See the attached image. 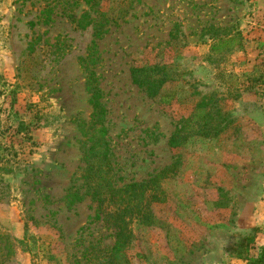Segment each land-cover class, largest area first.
Returning a JSON list of instances; mask_svg holds the SVG:
<instances>
[{
	"label": "rangeland",
	"instance_id": "1",
	"mask_svg": "<svg viewBox=\"0 0 264 264\" xmlns=\"http://www.w3.org/2000/svg\"><path fill=\"white\" fill-rule=\"evenodd\" d=\"M87 11L0 0V242L10 247L0 261L101 264L113 246L89 197L65 199L84 193L88 67L123 183L167 171L162 202L138 200L129 220L128 264H249L264 248V0H103L91 15L100 39L69 19ZM217 38L241 48L213 54ZM153 66L167 82L150 99L130 68ZM203 101L220 111L221 132L171 148Z\"/></svg>",
	"mask_w": 264,
	"mask_h": 264
},
{
	"label": "trees",
	"instance_id": "2",
	"mask_svg": "<svg viewBox=\"0 0 264 264\" xmlns=\"http://www.w3.org/2000/svg\"><path fill=\"white\" fill-rule=\"evenodd\" d=\"M103 0H74L76 5L82 3L88 8L87 12H82L78 19L74 15H69V19L79 29H86L93 26L95 31L93 36L100 39L106 31H103V24L95 21L94 17ZM213 54L228 52L234 48H241V45L235 38L220 39L217 38L211 45ZM94 47V44H93ZM87 72L86 90L89 94V104L91 113L89 116V129L91 135L84 146L82 156V180L84 193L79 195L78 191L68 193L65 199L69 204L81 202L84 197H89L92 203L96 204L93 219L106 224L113 230L114 243L109 250H105V257L101 264H128L126 251L131 244V233L128 230V223L138 213V200H146L148 204L162 202L160 198L163 191L159 185L161 178L165 177V171L150 176L147 180L141 182L123 183L118 176L115 164L112 162L110 143L108 140V130L105 125L107 111L102 100V92L98 87L96 74L84 67ZM165 71L157 66L153 67H131L130 79L132 85L142 89L148 98H155L162 86L167 82ZM208 104L201 102L197 104L194 113L188 118L179 122L171 134L168 143L171 148H177L185 143L191 137H215L221 132L220 125L225 124V120L220 119L218 109H209ZM220 119V121H217ZM191 123L192 125L188 124ZM224 127V125H223ZM174 168L171 164L167 170ZM148 219L143 217L142 221ZM0 242V252L3 257L10 255L8 244ZM244 258L242 254L237 256ZM87 264H93L92 259L86 258ZM249 264H264V248L260 251L256 259L248 258ZM3 261H0L2 264ZM96 264V263H94Z\"/></svg>",
	"mask_w": 264,
	"mask_h": 264
}]
</instances>
